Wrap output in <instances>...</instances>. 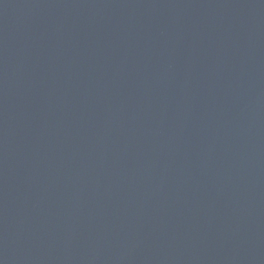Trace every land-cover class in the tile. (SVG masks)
<instances>
[{"label": "water", "instance_id": "1", "mask_svg": "<svg viewBox=\"0 0 264 264\" xmlns=\"http://www.w3.org/2000/svg\"><path fill=\"white\" fill-rule=\"evenodd\" d=\"M0 264H264V0H0Z\"/></svg>", "mask_w": 264, "mask_h": 264}]
</instances>
